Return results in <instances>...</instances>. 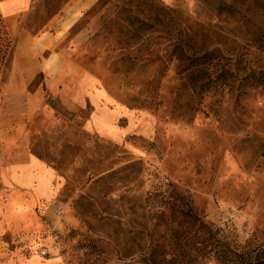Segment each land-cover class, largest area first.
<instances>
[{"label":"rangeland","instance_id":"1","mask_svg":"<svg viewBox=\"0 0 264 264\" xmlns=\"http://www.w3.org/2000/svg\"><path fill=\"white\" fill-rule=\"evenodd\" d=\"M3 1L34 36L68 2ZM62 29L59 90L10 79L14 38L0 75V150L44 191L0 264H264V0H99Z\"/></svg>","mask_w":264,"mask_h":264},{"label":"crops","instance_id":"2","mask_svg":"<svg viewBox=\"0 0 264 264\" xmlns=\"http://www.w3.org/2000/svg\"><path fill=\"white\" fill-rule=\"evenodd\" d=\"M8 1V2H6ZM4 0L2 4L6 6L14 5L16 9L28 7L33 0ZM99 0H68L60 13L52 19V23L58 22V29L50 30L48 36L45 32H40L34 36L25 28L17 23L15 28L13 21L6 25V31L10 39L14 38V50L12 60H10V71L12 80H18L22 86L30 83L36 74L40 73L43 80L49 79L51 89L64 82L70 77L77 76L78 66L67 60L61 52H55L53 47L58 40L64 26H71L87 9L97 3ZM12 21V22H11ZM22 21V20H21ZM62 27V28H61ZM63 30V29H62ZM38 45H34V43ZM49 51L47 55L43 53ZM14 78V79H13ZM57 83V85H55ZM59 90V88H58ZM34 92L30 98L37 96ZM56 93H54L55 95ZM34 104V105H33ZM35 101H29L25 106L26 114L31 113L35 107ZM21 125L18 126V131ZM13 133L0 130V146L10 144ZM20 158L15 160H6L0 150V231L5 226L10 225L13 220H18L22 225L25 219L33 223L32 210L39 202V197L44 191L39 186V177L42 174L38 169L40 165L37 160L27 153H20ZM41 173V174H39ZM47 194V191H46ZM29 216V218L27 217ZM31 225V224H30Z\"/></svg>","mask_w":264,"mask_h":264},{"label":"trees","instance_id":"3","mask_svg":"<svg viewBox=\"0 0 264 264\" xmlns=\"http://www.w3.org/2000/svg\"><path fill=\"white\" fill-rule=\"evenodd\" d=\"M12 48H13V46H12L11 39L8 36V33H7L6 28L3 24V21L0 19V75L3 74L4 67H5L4 65L6 63L5 62L6 57H7V55H11ZM178 198L180 200H182L183 202L185 201V204H186L187 200L183 196L178 197ZM164 203H165V201H164ZM185 206H187V204ZM195 218H197V217H195Z\"/></svg>","mask_w":264,"mask_h":264},{"label":"built area","instance_id":"4","mask_svg":"<svg viewBox=\"0 0 264 264\" xmlns=\"http://www.w3.org/2000/svg\"><path fill=\"white\" fill-rule=\"evenodd\" d=\"M41 254L44 255L45 254V251L44 250H41Z\"/></svg>","mask_w":264,"mask_h":264}]
</instances>
